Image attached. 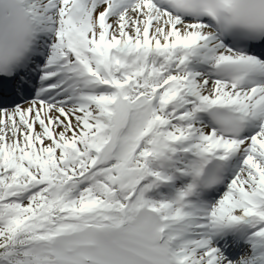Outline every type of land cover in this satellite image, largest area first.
<instances>
[{
    "label": "snow or ice",
    "instance_id": "obj_1",
    "mask_svg": "<svg viewBox=\"0 0 264 264\" xmlns=\"http://www.w3.org/2000/svg\"><path fill=\"white\" fill-rule=\"evenodd\" d=\"M0 264H264V0H0Z\"/></svg>",
    "mask_w": 264,
    "mask_h": 264
},
{
    "label": "bare ground",
    "instance_id": "obj_2",
    "mask_svg": "<svg viewBox=\"0 0 264 264\" xmlns=\"http://www.w3.org/2000/svg\"><path fill=\"white\" fill-rule=\"evenodd\" d=\"M162 184H165V185H166V184H167V182L159 184V185H158V187H157L159 190H161V189H163V188H164V187H162Z\"/></svg>",
    "mask_w": 264,
    "mask_h": 264
}]
</instances>
